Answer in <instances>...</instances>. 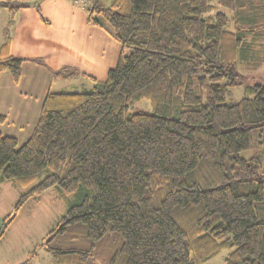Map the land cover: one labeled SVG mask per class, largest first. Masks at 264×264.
Instances as JSON below:
<instances>
[{"label":"trees","instance_id":"1","mask_svg":"<svg viewBox=\"0 0 264 264\" xmlns=\"http://www.w3.org/2000/svg\"><path fill=\"white\" fill-rule=\"evenodd\" d=\"M81 1L118 62L89 91H49L24 143L0 130V180L24 188L0 239L54 189L67 212L19 264L42 246L58 264H204L226 248L224 264H264V84L243 74L264 63V0ZM25 60L0 56V75L18 82ZM141 100L151 110L130 113Z\"/></svg>","mask_w":264,"mask_h":264},{"label":"crops","instance_id":"2","mask_svg":"<svg viewBox=\"0 0 264 264\" xmlns=\"http://www.w3.org/2000/svg\"><path fill=\"white\" fill-rule=\"evenodd\" d=\"M38 3L43 18L35 3L16 11L5 8L0 11V56L7 53L26 59L18 82L9 72L0 75V130L19 140L21 136L24 140L30 136L21 132H32L49 91L70 87L73 80L79 81L83 88L94 85V80H106L121 52L120 43L105 30L87 24L81 0ZM11 18H14L11 40L5 49V28ZM64 66L77 69L78 74L70 78L54 77L53 71ZM16 189V183L0 180V225L8 213L6 195H14Z\"/></svg>","mask_w":264,"mask_h":264},{"label":"rangeland","instance_id":"3","mask_svg":"<svg viewBox=\"0 0 264 264\" xmlns=\"http://www.w3.org/2000/svg\"><path fill=\"white\" fill-rule=\"evenodd\" d=\"M28 1L31 3H38L40 0ZM220 9L228 13L226 8L220 7ZM246 70L247 71L243 73L246 77V83L264 84V63L256 68ZM70 82H72L70 83V87L64 88L59 92H85L89 91L93 87V84H90L89 86L83 88L82 86H79V81L77 80ZM243 95V87H234L231 95L227 97L226 101L237 102ZM141 110L150 111V102L147 100H141L129 106L130 113H135ZM26 133L27 131L21 132V135L25 136L31 134L29 131L28 133L30 134ZM19 138L20 142L24 143L25 138H22V136ZM243 155L249 156V152L245 151L243 152ZM23 191L24 188L18 185V189L14 190V195H6L8 197V201L5 204V208L8 212L6 215L13 210L16 201ZM68 200L70 203H74L77 200V197L75 195H71ZM9 202L10 205H8ZM67 208L66 203L54 189L46 190L38 197L30 198L19 210L14 221L9 225L3 238L0 239V264L7 262V264H19L23 262L26 259L29 250L35 244L41 242L46 237L49 230L54 228L60 218L66 214ZM2 222L3 219L0 227L2 226ZM230 251V248L223 249L204 264H224V260ZM34 262L36 264H58V261L52 257L43 246L38 248L37 256L35 257Z\"/></svg>","mask_w":264,"mask_h":264}]
</instances>
